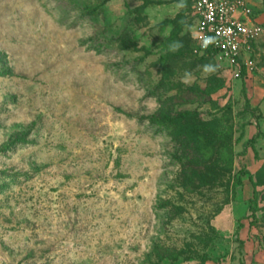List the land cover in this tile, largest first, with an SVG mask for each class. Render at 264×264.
<instances>
[{"label": "rangeland", "instance_id": "obj_1", "mask_svg": "<svg viewBox=\"0 0 264 264\" xmlns=\"http://www.w3.org/2000/svg\"><path fill=\"white\" fill-rule=\"evenodd\" d=\"M195 22L0 0V264H264V37L237 77Z\"/></svg>", "mask_w": 264, "mask_h": 264}, {"label": "built area", "instance_id": "obj_2", "mask_svg": "<svg viewBox=\"0 0 264 264\" xmlns=\"http://www.w3.org/2000/svg\"><path fill=\"white\" fill-rule=\"evenodd\" d=\"M195 16L192 29L197 51L217 53L240 77L254 44L264 37V25L257 21L246 0H190Z\"/></svg>", "mask_w": 264, "mask_h": 264}, {"label": "trees", "instance_id": "obj_3", "mask_svg": "<svg viewBox=\"0 0 264 264\" xmlns=\"http://www.w3.org/2000/svg\"><path fill=\"white\" fill-rule=\"evenodd\" d=\"M241 72H242V74H245L246 75V73H247L246 65H244V64L242 65ZM259 133H261V132H259ZM258 136H259V134H257L254 137H252V141H253V146L254 147H255L254 142L256 141V139L258 138Z\"/></svg>", "mask_w": 264, "mask_h": 264}]
</instances>
